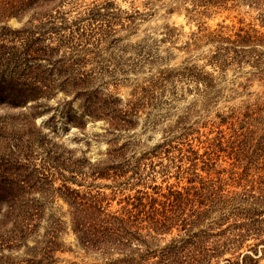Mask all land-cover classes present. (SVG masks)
<instances>
[{"label":"trees","instance_id":"obj_1","mask_svg":"<svg viewBox=\"0 0 264 264\" xmlns=\"http://www.w3.org/2000/svg\"><path fill=\"white\" fill-rule=\"evenodd\" d=\"M230 1L234 0H190L193 11L203 9L196 11L199 13ZM244 1L259 4L258 0ZM73 2L0 0V109L4 110L0 119V264H59L55 253L61 249L64 221L46 212L44 203L51 197L67 203L71 230L79 245L103 256V264H220V259L222 264H258L260 244V257L264 256V134L259 159L252 163L258 174L241 193H215L211 189L202 195L192 194L194 198L170 191L161 202L137 191V195L123 199L125 205L120 210L112 212L109 205H103L104 193L68 185L111 178L114 191H118L130 168V163H123L126 148L114 145L103 163L91 164L72 151L60 149L35 119L49 113L52 107L48 102L62 93L71 99L62 104L61 111H55L79 129L85 126L84 117L106 118L111 131H124L129 126L131 111L108 107L91 89V71L85 67L88 53L116 42L117 25L131 31L135 14H139L135 11L122 17L114 0H101L70 18L63 7ZM24 17L27 20L21 28L8 27L9 19ZM243 33L229 44L259 40L249 31ZM233 53L232 60L240 51ZM215 58H220V65L230 60L220 54ZM193 76L202 83L206 78ZM76 99L80 100L79 114L71 107ZM12 111L18 113L10 114ZM63 152L70 154L63 158ZM57 176L62 179L55 186ZM214 213L216 218L211 217ZM205 220L208 224L202 230ZM173 227L182 235L172 237L149 263L153 251L148 239L153 233H171ZM213 227L218 231L210 233ZM252 240L259 242L247 243ZM133 244L142 252L135 250L137 256L134 251L124 254ZM21 246L28 248L26 259L14 261L5 254ZM115 250L124 256L114 262L109 253ZM226 254L230 256L224 258Z\"/></svg>","mask_w":264,"mask_h":264},{"label":"rangeland","instance_id":"obj_2","mask_svg":"<svg viewBox=\"0 0 264 264\" xmlns=\"http://www.w3.org/2000/svg\"><path fill=\"white\" fill-rule=\"evenodd\" d=\"M92 2L101 0H74L63 8L72 18ZM258 3L234 0L199 13L196 11L203 9L193 11L190 0H114L122 17L135 11L139 14H135L131 31L117 25L116 42L88 53L85 69L91 71V89L108 107L131 111L129 126L124 131H111L106 118L84 117L85 126L79 129L55 111H61L62 104L71 99L62 93L48 102L52 107L49 113L35 121L60 149L72 151L91 164L103 163L112 146H125L123 163H130V168L118 191H114L111 178L68 185L104 193L103 205H109L112 212L120 210L125 205L123 199L137 195V191L163 202L170 191L196 198L192 195L196 192L231 194L248 189V181L258 174L252 163L259 159L264 134V0ZM26 20L11 18L7 25L18 29ZM243 31L259 40L229 44ZM233 50L240 51L234 60L230 59L235 57ZM218 54L230 60L220 65V58H215ZM194 74L199 79L206 77L204 83L195 80ZM71 107L79 114L80 100H74ZM3 114L0 109V119ZM53 116L54 121H50ZM62 154L67 158L70 153ZM56 179L55 186L62 178ZM44 204L48 214L64 221L56 261L103 264V256L79 245L71 230L67 203L51 197ZM217 216L214 213L211 217ZM207 224L205 220L201 229ZM216 231L213 227L209 232ZM177 234L182 235L177 227L171 233L152 234L148 239L153 251L149 263ZM262 247L260 244L258 264H264ZM135 250L142 252L133 244L124 254L134 251L137 256ZM28 253L23 246L5 251L14 261L26 259ZM123 256L116 250L109 253L114 262Z\"/></svg>","mask_w":264,"mask_h":264}]
</instances>
